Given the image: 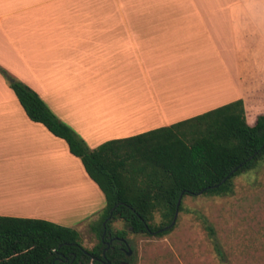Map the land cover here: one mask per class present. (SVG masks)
<instances>
[{
    "label": "crops",
    "instance_id": "obj_1",
    "mask_svg": "<svg viewBox=\"0 0 264 264\" xmlns=\"http://www.w3.org/2000/svg\"><path fill=\"white\" fill-rule=\"evenodd\" d=\"M0 65L90 148L239 98L255 123L264 0H0ZM104 205L65 140L27 117L0 74V215L80 231Z\"/></svg>",
    "mask_w": 264,
    "mask_h": 264
},
{
    "label": "trees",
    "instance_id": "obj_2",
    "mask_svg": "<svg viewBox=\"0 0 264 264\" xmlns=\"http://www.w3.org/2000/svg\"><path fill=\"white\" fill-rule=\"evenodd\" d=\"M0 74L27 117L65 140L105 198L98 222L90 225L99 239L91 249L82 245L80 233L72 227L40 218L0 215V264H98L104 240L114 235L126 238L124 230L112 228V222L121 220L135 233L166 234L173 227L166 228L175 210L183 208L185 195H231L234 178L264 159V114L249 125L240 98L89 148L35 90L2 66ZM203 226L218 261L226 262L212 226L205 219ZM104 255L110 264H122V259L128 262L116 244Z\"/></svg>",
    "mask_w": 264,
    "mask_h": 264
},
{
    "label": "rangeland",
    "instance_id": "obj_3",
    "mask_svg": "<svg viewBox=\"0 0 264 264\" xmlns=\"http://www.w3.org/2000/svg\"><path fill=\"white\" fill-rule=\"evenodd\" d=\"M233 184L228 196L185 195L172 229L163 235L135 233L121 220L112 222L131 247L126 264H264V159ZM204 219L227 255L224 263L213 252ZM78 232L87 249L99 242L89 226Z\"/></svg>",
    "mask_w": 264,
    "mask_h": 264
},
{
    "label": "flooded vegetation",
    "instance_id": "obj_4",
    "mask_svg": "<svg viewBox=\"0 0 264 264\" xmlns=\"http://www.w3.org/2000/svg\"><path fill=\"white\" fill-rule=\"evenodd\" d=\"M129 228L132 229L131 227H129ZM103 242L105 244V249L102 251L103 257H97L96 258L98 264H110V261L105 257L104 254H105L106 250H108L109 248L114 249L115 244L117 245L118 249L124 253L126 259L129 258V255L132 252L131 247H130L127 239L124 237H120L117 235L109 236ZM121 263L126 264V261L124 259H122Z\"/></svg>",
    "mask_w": 264,
    "mask_h": 264
},
{
    "label": "water",
    "instance_id": "obj_5",
    "mask_svg": "<svg viewBox=\"0 0 264 264\" xmlns=\"http://www.w3.org/2000/svg\"><path fill=\"white\" fill-rule=\"evenodd\" d=\"M181 201V197H179L178 201H177V207L179 205ZM177 214H178V208L175 210V214L171 220V223L166 227V228H170L174 225L175 221H176V217H177ZM110 219V216H108L104 221H103V225H104V230H105V223Z\"/></svg>",
    "mask_w": 264,
    "mask_h": 264
}]
</instances>
